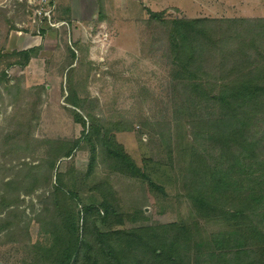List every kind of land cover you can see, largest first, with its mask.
<instances>
[{
  "label": "rangeland",
  "instance_id": "374dc122",
  "mask_svg": "<svg viewBox=\"0 0 264 264\" xmlns=\"http://www.w3.org/2000/svg\"><path fill=\"white\" fill-rule=\"evenodd\" d=\"M61 1L56 17L68 25L51 29L40 25L27 4L0 0V51L40 48L24 68H9L11 58L0 63V264L40 261L60 231L51 226L54 218L60 221L57 212L99 206L107 187L121 219L103 231L179 223L193 225L192 236L210 239L224 223L207 222L188 197L187 148L194 138L175 97L174 69L154 38L165 26H149L147 10L166 11L168 19L257 18L264 17V0H79L74 11L71 0ZM74 94L87 124L88 113L112 124L116 139L149 179L110 169L99 152L90 171L87 128L67 99ZM205 128L229 136L231 120L211 117ZM80 137L70 157L50 163L62 145ZM57 175L63 179L59 190Z\"/></svg>",
  "mask_w": 264,
  "mask_h": 264
},
{
  "label": "trees",
  "instance_id": "16d2710c",
  "mask_svg": "<svg viewBox=\"0 0 264 264\" xmlns=\"http://www.w3.org/2000/svg\"><path fill=\"white\" fill-rule=\"evenodd\" d=\"M147 11L149 26H165L154 38L174 69L175 97L181 98L194 138L184 172L188 197L203 219L224 228L207 240L192 236L193 225L179 223L103 231L102 226L121 219L107 187L99 206L58 211L60 221L54 218L51 224L60 229L56 240L41 251L40 261L29 264H264V17L168 19L166 11ZM39 49L0 51V63L11 58L9 68H24ZM67 99L75 119L87 128L83 138L92 146L90 171L99 152L110 169L149 179L116 139L112 124L89 113L87 124L77 94ZM211 117L229 118L231 134L211 135L205 128ZM81 140L62 145L50 163L70 157ZM58 176L55 190L63 180Z\"/></svg>",
  "mask_w": 264,
  "mask_h": 264
},
{
  "label": "built area",
  "instance_id": "2783aa9c",
  "mask_svg": "<svg viewBox=\"0 0 264 264\" xmlns=\"http://www.w3.org/2000/svg\"><path fill=\"white\" fill-rule=\"evenodd\" d=\"M18 1L23 2L27 4L29 7L35 9L33 14H35V19L39 21L40 25H44L45 27L51 29H58L61 26H64L66 24L68 25V22L66 20H58L56 17L58 10L57 0H18ZM101 35L103 36L102 41H105L107 39L106 36L107 34L103 32Z\"/></svg>",
  "mask_w": 264,
  "mask_h": 264
},
{
  "label": "crops",
  "instance_id": "0c3cea01",
  "mask_svg": "<svg viewBox=\"0 0 264 264\" xmlns=\"http://www.w3.org/2000/svg\"><path fill=\"white\" fill-rule=\"evenodd\" d=\"M57 1H59V3H60V5L62 4V1L61 0H57ZM79 0H71V2H70V8H71V10L72 11H74V5H75V2L77 3ZM69 8V7H68ZM80 10H82L81 8H77L76 9V11L79 13V12H82V11H80ZM83 15V14H82Z\"/></svg>",
  "mask_w": 264,
  "mask_h": 264
}]
</instances>
